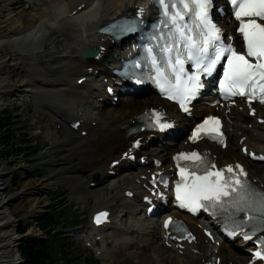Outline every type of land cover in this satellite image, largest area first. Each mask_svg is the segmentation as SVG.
<instances>
[{"label":"bare ground","instance_id":"bare-ground-1","mask_svg":"<svg viewBox=\"0 0 264 264\" xmlns=\"http://www.w3.org/2000/svg\"><path fill=\"white\" fill-rule=\"evenodd\" d=\"M27 1L0 0V96L7 98L16 97L17 94L20 97L25 96L29 106L34 101L35 121L37 117L39 122L42 119H47L49 122V125L45 126L46 136L52 141L53 148L52 151L45 153L43 155L45 158L42 159L43 161L48 159L52 163V176L71 186L73 194L86 203L94 199L97 205L94 212L108 209L116 217V202H120V205L122 203L124 209L133 208V203L125 200L126 191L123 189L135 188L134 181L138 175H135L134 179L129 175H122L113 181L115 184L111 187H107V183L104 182L93 190L89 187L92 183L91 179L96 173L104 177L110 160L117 157L116 153L124 143V132L121 130L124 123L153 102L165 106L166 104L156 97L149 96L129 99L121 102L116 108L93 113L98 126L91 129L88 138L80 139L77 135L69 133L67 129H63L60 135L62 139H58V133L51 129V125H55V120L47 115L46 111L59 114H67L71 111L77 114L78 111H75L66 100L57 99L53 94L59 95L61 99L66 96L80 98L89 108L95 107L90 99L85 100L78 91L77 81L81 78L74 80L75 76L86 74V70L93 67V64L73 54L78 55L86 48L96 47L99 41L93 27L104 25L108 19L111 20L123 5L114 7L111 2L109 4L110 0H63L59 10L55 3H51L43 9L38 18L27 12ZM83 5H86V8L78 13L77 17H66L78 11ZM84 26H88L89 33H84L82 29ZM55 33L58 34L57 38H60L59 47L47 56L63 55L67 51L71 54L67 61L60 60L58 64L59 67H64V71L55 76L59 79L57 86L53 84L54 82H50L47 75L34 64L41 55H46L47 39ZM63 42L66 43V49L61 45ZM90 89L91 87H88V90ZM2 105L0 103V111ZM89 108L88 111L92 114V109ZM232 116L234 119L228 124L229 132L232 130L229 133V147L225 152L215 150V154L218 155L220 162L238 160L245 163L255 178L264 181V166H252L242 156L239 146L241 138L247 137L244 145L254 150L263 147L258 143L262 142L264 145V126L257 125V119H250L247 112H234ZM252 123H254L253 129L250 130L249 124ZM240 133H243L242 137ZM171 151L165 149L163 155ZM100 159L104 161L99 163ZM43 164L48 165L45 162ZM11 173L7 169V164L0 160V264H21L22 262L16 250L19 239L16 237L17 218L14 215L15 212L25 208L21 199L28 196V216L35 218L43 212L45 206H48L45 199L40 200L37 196L55 184L50 180L29 182L24 184L22 191L10 194L7 190L11 184ZM126 224L127 227L124 228L113 227L109 235L104 236L103 247L97 251L102 252L103 259H109V263L106 264H119V259L114 253L120 247L125 250V255L136 259L141 264H201L205 256L211 253L210 245L201 239L198 246H187L182 256L176 250H168L163 246L160 230L155 224L152 225V229L137 221L133 225L126 221ZM134 224L139 225L138 228ZM36 232L42 236L38 230ZM95 237L90 234L84 243L93 244ZM155 239L156 247H153ZM109 244H114L113 249L109 248ZM221 249V255L224 256L226 264H246L245 256L241 252L227 245L222 246ZM196 250L203 252L204 256L196 255L194 253Z\"/></svg>","mask_w":264,"mask_h":264},{"label":"snow or ice","instance_id":"snow-or-ice-1","mask_svg":"<svg viewBox=\"0 0 264 264\" xmlns=\"http://www.w3.org/2000/svg\"><path fill=\"white\" fill-rule=\"evenodd\" d=\"M178 2L183 6V11L177 10L170 16L174 32H169V35L173 37V41L161 47L163 59L153 53L151 47L147 49L152 66L156 69L155 80L165 94L171 99H178L184 111H190L187 105L204 87L201 75L211 76L217 65L226 60L224 80L220 81V87L225 94L246 95L249 103L256 98L264 103V23H258L256 19H244L256 17L264 21V0H230L235 18L240 21L239 31L243 33L247 42L246 55L225 42L223 30L212 17V9L215 6L213 0ZM156 3L165 6L167 11L165 0H156ZM139 11L143 13V9ZM189 14L193 18L191 26L184 19ZM135 23L129 21L114 27H120L123 31H133ZM247 57L255 58L258 63H252ZM189 60L196 68L195 73L185 69V63ZM140 82L137 79V83ZM210 122L217 126L220 123L216 117H209L197 128V133L205 129L211 131L212 129L208 128ZM156 126L161 130L171 127L170 124L161 122L159 114L153 127ZM181 157L201 160L198 153H182ZM259 159L264 160V156ZM196 167L203 169L201 174L195 171L185 173L183 169L181 170L182 175L187 177V182L183 186L178 184L176 188L177 199L181 201L182 207H188L193 212L198 208L218 209L233 221L234 227L241 230L242 225L235 222V217L242 212L248 213V219L256 220L264 230V190L254 187L247 180V172L243 168H239V173L225 179L223 170L211 171L214 168L211 161H202ZM227 171L232 172V167L229 166ZM107 215L100 213L96 217V222L100 223V217ZM244 239H251V235L245 233ZM260 244L261 250L255 252V256L264 259V240H261Z\"/></svg>","mask_w":264,"mask_h":264},{"label":"rangeland","instance_id":"rangeland-1","mask_svg":"<svg viewBox=\"0 0 264 264\" xmlns=\"http://www.w3.org/2000/svg\"><path fill=\"white\" fill-rule=\"evenodd\" d=\"M62 2H63V0H46V1H44L42 3L41 12H40V9H39V11H36V12L32 11V10H29L28 13L38 17L42 13L43 9L46 8L49 4L55 3L54 5H56L58 10H59V8L62 7ZM64 2H66V1H64ZM39 20L40 19H38V21ZM51 36L47 39L48 42H46V46H48V52H54L56 50V48L58 47V45H59V44H57L59 39H60V38H57L58 34L55 33V34H53ZM55 39H56V42H55ZM63 43H65V42H63ZM65 44H64V48L66 46ZM61 45H62V43H61ZM64 55H67V53H65ZM50 58H52L53 64H55L53 66V68L58 66L57 55H55V57H50ZM48 60H49V58H42L39 62H35V63H37L41 67L47 69V68L50 67V65L48 64ZM59 69H61V68L58 67L56 70L59 71ZM63 71H64V69H63ZM13 97L14 96H12L10 98H13ZM16 97H18V96H16ZM4 98H7V97H4ZM57 99L66 100V98H62L61 99L60 97H58ZM30 100H33V98H30ZM26 104H27V108H29L31 106L34 107V101H32V104L29 106L28 102L26 100ZM21 105L24 106V107L21 108L20 107ZM25 111H26V106H25L24 103H16V104H12L11 107H9V109L5 110V112L0 113V116L1 115H5L6 113H8L7 117H9V119L11 120V123L13 125L15 124V127H14L13 130H14L15 136L18 137L17 138V143L18 142H22V143L26 142V141H24L26 139V137L24 136L25 135V132L23 130L24 128L27 130V132H29V131L31 132V131H36L37 130V129H35L32 126V124H33L32 119H33L34 112L32 110H30L29 116H23L22 117L21 115ZM44 120H47V119H42V121L39 122L38 118L36 117L37 124L39 123L43 127L46 126V125H43V121ZM45 131H46V127H45ZM59 134L61 135V133H59ZM45 136H46V132H45ZM61 137L62 136H59L58 139H60ZM46 139H48L47 136H46ZM27 140H28V142L24 145V147L25 146H30L31 148L39 149L38 151L40 152V154H39V156H37L35 158V157H33L34 156L33 155L34 152L30 153V152L22 151L23 156H15V157H12L10 160L7 161V162H11L12 163V164L8 165V169L9 170L18 169L17 172H14V174L12 176H11V174L13 172L10 174L11 185L8 188L7 193L12 194L14 192L22 191L23 188H24V184L29 183V182H36V181L39 180L38 178H34L33 177V174H35V173H33L34 172L33 170L35 168H38L39 164L41 163L40 161L38 162V158H40L42 154L47 152L50 149L51 146L43 137L33 138L32 136H30V138L27 139ZM49 141L52 144V141L51 140H49ZM52 146H53V144H52ZM8 153H10V152H7V151L4 152L3 148L0 146V158L2 159V161H6L5 158L9 156ZM16 153H18V152H16ZM31 158H33V159H31ZM42 158L44 159L45 157L42 156ZM63 159H65V158H63ZM30 160L33 161V162L30 163ZM44 162L47 164L49 162V160L46 159ZM19 163H21L22 166H25V168H26L25 171L20 170L21 165ZM18 164L20 166H18ZM21 169H22V167H21ZM47 179H50V177L49 176L45 177V180H47ZM57 181L61 182L60 180H57ZM39 182H41V181H39ZM55 185H56V183L54 184V186ZM69 187H71V186H69ZM71 189H72V187H71ZM51 190H53V189H51ZM54 194H56L54 191H49V192L45 191L44 193L39 194L37 196V198L40 199V200H44L45 199V200L49 201V203L50 202L53 203L52 200H53V198H55L53 196ZM73 195L74 194L72 192V195L68 194L67 197H68V199H72L73 197L76 198L77 215H79L81 217L80 220H79V222H81V220H85L86 219V216L90 217L91 213L94 211V209L96 207V203L92 199L89 200L88 203H86L85 201H83L81 199H78L76 195H74V196ZM28 200H29V198H28L27 195L25 197H23L21 199V201L25 205L24 210H19V211L14 213L15 217L17 218L16 232L19 230L20 226L23 224V226L25 228L29 229L27 234L31 233L32 237H34V236L36 237V236H38V233L35 230L36 226H34V224H33L34 218L28 216V208H29V205H27V201ZM119 203L120 202H116L117 209H118V207L120 208V207L123 206L122 203H121V205ZM74 218L77 219L76 216ZM85 227L89 228V224H85V226H82V227H79V228L75 229V231H77L79 233V234H76V236L80 237V235L82 234L83 230L85 231L87 229ZM67 233H69V232L67 231L66 234L63 232L64 237H67V236L71 235V234H67ZM78 237H76V239H73V238H70V237L64 238L65 240L67 239L66 242H64V243H62V242L60 243L59 242L58 243L57 250L54 252L53 257H56V258L59 257L60 258V254H62V257H61V262L62 263L58 262L57 264H106L105 263V262H107L106 260H109V259H105V260H102V261L99 260L98 261L96 256H95L96 255L95 252L87 251L86 249L83 248L82 245H79V243L77 241ZM156 242H157V240L155 239L153 241V243H155V244H152L153 247H156ZM110 248L112 249L113 245H111ZM60 250H61V252L59 253ZM115 253H114V255H116L117 258L119 259V264H141L136 259L125 255L126 252H125V250L123 248L118 249V251L115 252ZM20 259H21V256H20ZM74 259H77V261H75ZM71 260H73V261H71ZM20 261H22L21 263H23V261L25 262L26 261L25 257L22 256V259ZM70 261L73 262V263H70ZM112 263H113V261H112Z\"/></svg>","mask_w":264,"mask_h":264},{"label":"trees","instance_id":"trees-1","mask_svg":"<svg viewBox=\"0 0 264 264\" xmlns=\"http://www.w3.org/2000/svg\"><path fill=\"white\" fill-rule=\"evenodd\" d=\"M53 222L51 217L44 219L43 224H50ZM54 223H52L53 225ZM23 232V231H21ZM22 254L25 256V264H54L51 246L24 244L21 249Z\"/></svg>","mask_w":264,"mask_h":264},{"label":"water","instance_id":"water-1","mask_svg":"<svg viewBox=\"0 0 264 264\" xmlns=\"http://www.w3.org/2000/svg\"><path fill=\"white\" fill-rule=\"evenodd\" d=\"M87 55H91V53H89V54L87 53Z\"/></svg>","mask_w":264,"mask_h":264}]
</instances>
